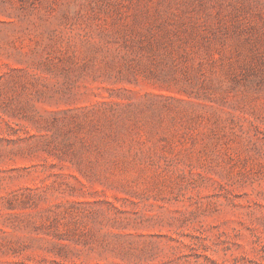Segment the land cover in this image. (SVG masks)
<instances>
[{"label":"rangeland","instance_id":"374dc122","mask_svg":"<svg viewBox=\"0 0 264 264\" xmlns=\"http://www.w3.org/2000/svg\"><path fill=\"white\" fill-rule=\"evenodd\" d=\"M0 264H264V0H0Z\"/></svg>","mask_w":264,"mask_h":264}]
</instances>
